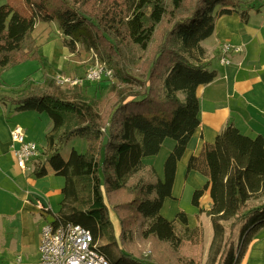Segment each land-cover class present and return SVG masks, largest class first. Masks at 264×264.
<instances>
[{
	"label": "trees",
	"instance_id": "16d2710c",
	"mask_svg": "<svg viewBox=\"0 0 264 264\" xmlns=\"http://www.w3.org/2000/svg\"><path fill=\"white\" fill-rule=\"evenodd\" d=\"M187 1L0 0V70L28 59L41 61L31 34L38 22H56L70 53L77 44L84 46L113 72L115 81L100 98L87 97L81 87L62 89L47 73L46 91L22 89L12 99L0 97L14 112L50 119L45 164L63 179L52 223L79 225L95 244L106 241L97 249L111 264L147 263L119 246L130 243L137 228L141 238L166 244L174 254L194 233L183 212L168 221L160 211L200 124L197 89L215 78L199 61L200 43L213 34L218 16L234 11L245 23L248 12L241 10L240 0ZM129 49L144 54L137 58L139 74H132L124 59L122 52ZM74 138L84 140V151L72 148L64 159L61 149ZM166 139L173 146L159 178L143 160L156 156ZM190 172L207 179L193 192V206L209 217L215 239L229 232L215 264H239L241 259L228 252L233 231L240 229L248 245L251 234L264 228V138L244 136L227 124L212 144L189 158L186 175ZM34 175L46 176L44 166ZM205 192L211 201L207 209L200 205ZM109 211L118 219L119 244Z\"/></svg>",
	"mask_w": 264,
	"mask_h": 264
},
{
	"label": "crops",
	"instance_id": "0c3cea01",
	"mask_svg": "<svg viewBox=\"0 0 264 264\" xmlns=\"http://www.w3.org/2000/svg\"><path fill=\"white\" fill-rule=\"evenodd\" d=\"M240 1L241 10L248 12L247 21L243 23L234 11L220 15L214 22L213 34L200 43L204 54L199 61L215 72V78L197 89L200 124L176 166L171 193V199L177 201L173 203L175 206L187 187L194 192L207 181L196 172L186 175L189 158L198 156L204 144H212L227 124L234 125L244 136L255 138L260 135L264 138V0ZM225 43L241 50L229 56V65L219 62L220 47ZM8 109L7 103L0 101V264H13L16 256H21L25 262H36L40 231L45 223L53 222L62 199L63 181L45 164L46 135L52 127L51 122L39 128L40 121H43L41 114L17 113L13 109L10 112L14 118L10 121ZM22 118L29 119V124L21 125L25 138L36 142L39 151V157L31 162L30 171L26 173L17 168L9 149L10 131ZM76 151L82 153L84 148ZM159 153L143 162L162 178L163 166L157 168L154 164ZM43 166L47 175L36 178L34 172ZM53 186L58 191L56 208L52 210L49 204ZM169 200L165 199L163 206ZM210 204L209 194L205 192L200 205L209 208ZM39 205L48 208V213L40 211ZM176 213L178 209L175 207L166 218L172 220ZM117 223L115 225L112 221L116 234L119 231Z\"/></svg>",
	"mask_w": 264,
	"mask_h": 264
},
{
	"label": "rangeland",
	"instance_id": "374dc122",
	"mask_svg": "<svg viewBox=\"0 0 264 264\" xmlns=\"http://www.w3.org/2000/svg\"><path fill=\"white\" fill-rule=\"evenodd\" d=\"M95 8L100 9L101 5ZM87 9L88 7L85 8V10ZM31 38L34 41V47L41 53V61L28 59L19 64H14L0 70V97L12 99L19 96L22 89H27L28 91L31 89L40 92L46 91L47 86L43 80V75L45 73L52 78L56 74L82 77L84 72H86L91 65L98 63L96 61L105 64L97 55H94L84 46L78 44L76 45L74 53H70L65 47L68 40L63 36L56 22H38L31 34ZM122 53L130 70L134 68L131 73L135 75L139 74L140 71L136 67L137 58L142 55L144 56V54L133 49L125 50ZM229 64L230 59L228 65ZM26 78H29V81L24 83ZM114 81L115 78L88 83L86 85L83 84L81 86L82 92L89 98H100L107 90L109 84ZM7 105L9 108L7 111L8 118L12 121L14 114H12L10 110L13 109V106L9 103H7ZM41 116H43V121H40L39 128H43L47 122H51L46 114H41ZM24 123L29 124V119L22 118V121L14 124V126H21ZM172 146L173 141L171 139H166L164 141L157 159L154 160V164L157 168H160L161 165L163 166V162ZM84 147V140L74 138L62 147L61 153L67 158L72 148L79 151ZM58 178L61 182L63 181L61 177ZM57 189L58 188L54 189L53 186V194L50 197L49 204L52 210L56 208L57 200L55 197L57 195ZM192 195L193 192L187 187L183 197L179 199V204L177 206L173 204L177 201L167 198L170 199V202L164 205L160 211L161 215L167 219L166 217L169 216L176 207L178 213L183 212L187 218H189L188 227L194 230V233L189 236L190 239L181 241L176 250V254L172 253L166 244L141 238L138 234V228L134 231L133 239L130 243H126L124 246L119 245L124 250L123 252L127 255H131V257L137 261H140V259L144 260L147 262L146 264H215L229 232L226 229L220 238L215 239L209 217H207L205 213H199L197 208L193 206ZM109 215L111 223L113 221L116 225L118 222L116 216L111 211H109ZM223 225L226 226V223H223ZM176 233L178 235L182 234V227L179 224L176 225ZM239 234L240 229L233 231L231 235L233 239L228 250L230 256H238L239 260L241 259L239 264H264V228L251 234L253 237L248 245L244 244V240L240 238ZM113 235L114 238L116 237L115 240L119 244V234H116L114 227ZM106 243V241L102 240L99 241L97 245L101 246Z\"/></svg>",
	"mask_w": 264,
	"mask_h": 264
},
{
	"label": "built area",
	"instance_id": "2783aa9c",
	"mask_svg": "<svg viewBox=\"0 0 264 264\" xmlns=\"http://www.w3.org/2000/svg\"><path fill=\"white\" fill-rule=\"evenodd\" d=\"M240 48L222 44L220 47L219 62L228 65L229 56L240 52ZM82 77L56 74L53 80L58 87L73 88L83 84L95 83L113 79V72L105 64L96 61ZM10 153L17 168L26 173L30 171L31 162L39 157L36 142L25 138L21 126L15 125L10 131ZM42 212L48 213V208L39 205ZM98 245L93 242L87 229L74 224L54 225L45 223L40 231L38 246V260L25 262L21 256H16L13 264H111L99 251Z\"/></svg>",
	"mask_w": 264,
	"mask_h": 264
}]
</instances>
